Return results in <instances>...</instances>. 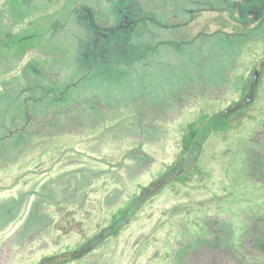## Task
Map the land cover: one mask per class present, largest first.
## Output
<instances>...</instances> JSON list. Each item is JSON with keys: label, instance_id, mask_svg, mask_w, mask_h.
<instances>
[{"label": "rangeland", "instance_id": "obj_1", "mask_svg": "<svg viewBox=\"0 0 264 264\" xmlns=\"http://www.w3.org/2000/svg\"><path fill=\"white\" fill-rule=\"evenodd\" d=\"M0 264H264V0H0Z\"/></svg>", "mask_w": 264, "mask_h": 264}, {"label": "trees", "instance_id": "obj_2", "mask_svg": "<svg viewBox=\"0 0 264 264\" xmlns=\"http://www.w3.org/2000/svg\"><path fill=\"white\" fill-rule=\"evenodd\" d=\"M227 122H223L219 125L216 126V129H224L227 127ZM188 132L185 134L183 137V144H184V149L188 150L190 146L194 143V140L196 138V134L199 130V123L198 122H192L188 126Z\"/></svg>", "mask_w": 264, "mask_h": 264}, {"label": "water", "instance_id": "obj_3", "mask_svg": "<svg viewBox=\"0 0 264 264\" xmlns=\"http://www.w3.org/2000/svg\"><path fill=\"white\" fill-rule=\"evenodd\" d=\"M256 75H257V73L255 72V73H254V77H255ZM254 80H255V78H254Z\"/></svg>", "mask_w": 264, "mask_h": 264}]
</instances>
